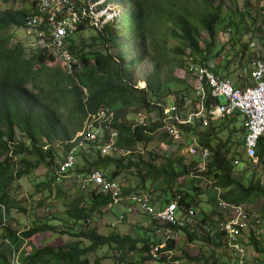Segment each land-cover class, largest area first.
Instances as JSON below:
<instances>
[{
    "label": "trees",
    "instance_id": "trees-1",
    "mask_svg": "<svg viewBox=\"0 0 264 264\" xmlns=\"http://www.w3.org/2000/svg\"><path fill=\"white\" fill-rule=\"evenodd\" d=\"M19 1L29 7L14 9ZM73 1L80 8L86 6L89 11L88 0ZM225 1L109 0L110 4L121 7L118 24L97 26L92 16L85 17L78 24L76 32L65 42L77 68L68 75L64 65L39 46L41 32L47 33L43 31L45 27H27L31 15L37 13V0H0L6 7H0V264H102L105 257L91 262L90 256L106 247L118 253L112 257L116 264H171L165 258L154 260L149 254L151 246L156 244L155 238H152L155 229L153 223L142 238L121 235L117 231L109 235L100 234L98 222L112 213L113 209H106L112 203V197L92 187L86 190L77 188V196L62 203L69 220L62 231L49 218L36 222L32 227L18 228L13 223V215L15 212H29V206H23V203L27 205L28 199H22L20 184L40 168H45L46 174L40 181L33 182L35 194H41L38 208L49 213L60 200L68 198L63 187L67 181L59 177L61 165L75 145L72 141L83 130L89 115L107 108L115 114L111 127L119 132L116 147L130 154L124 157L116 154L105 156L97 145L91 144L88 151L81 150L77 154L76 165L67 175L86 177L93 171H99L108 181L121 184L124 199L142 190L151 195L154 206L162 207L179 197V205L192 209L197 216L195 209L201 201L197 182L201 179H190L191 188L183 183L190 175L191 166L183 164V160L178 164L172 158L158 165L159 156L151 152L149 158L142 157L139 146L143 145L146 150L153 136L163 128L162 116L167 106L174 105L179 112H183L186 98H191L192 110L196 103L193 89L185 79L173 77L172 72L168 73L171 78L162 77L161 70L169 61L156 40L157 35H161L165 43L169 36L178 41L181 46L175 47L174 52L186 58L187 65L192 59L196 65L225 76L223 73L228 72L230 64L236 62L249 72L244 59L250 53L253 41L260 39L256 31H264L261 27L256 30L251 28L252 23L248 20V17L252 20L250 0H231L234 9L227 17L220 11ZM223 23L225 27L221 32L230 38L220 51L214 52L216 28ZM116 26L120 38L119 52L114 56ZM23 29L32 32L35 38L31 47L26 46L24 41L14 40V31ZM125 34L127 43L124 41ZM204 35L208 36L210 42L202 48L201 42L206 38ZM248 35L251 37L244 42ZM239 44L241 48L236 50ZM126 45H130L128 49H125ZM228 48L230 50L226 53ZM223 52L225 64L211 66L214 58L221 57ZM248 60L251 61L250 55ZM146 61H157V65L144 78L145 87L139 88L133 82L134 67ZM171 82L183 85L184 89L172 90L169 87ZM219 103L209 91L206 100L209 117ZM139 113L155 114V121L149 120L144 127H134L127 122L129 117L135 118ZM235 119L210 120L208 127H202L197 122L192 127L181 126L180 129L192 137L191 141L195 138L199 147L211 152L208 172L200 176L211 180L216 188L221 189V198L227 203L243 205L253 197L264 199V183L255 179V175L247 177V170L242 176L235 174L237 166L234 161L243 153L236 151L230 156L231 146L244 145L245 138L235 143L233 135L239 131L246 134L244 123L239 130L230 128ZM224 130L228 132L227 140L221 137ZM18 134L23 141L18 139ZM108 134H105L106 139L109 138ZM258 157L262 162L263 141L258 149ZM121 177L123 179L119 180ZM29 197L33 199V194H29ZM217 199L216 192L211 193L208 202L215 210L211 213L202 211L198 226L208 229L206 237L201 236L197 229H191L188 222L184 227L175 228L176 231L187 236L192 244L201 241L217 248L223 247L224 233L219 231V223L224 221V217L217 210ZM261 218L264 220V204ZM91 221L95 222L93 227ZM254 225L260 227V224ZM257 229L251 231L248 242L258 255L255 262L264 258V245L257 241ZM212 232L215 233L214 237ZM46 233L68 236L69 240L64 244L48 242L40 247L34 246V237ZM217 239L218 242H215ZM167 249L179 252V245L169 244ZM135 253H140V258L127 261ZM183 254L192 262L231 264V260L220 261L217 256L220 254L216 251L210 257L190 255L185 250ZM177 259L181 260V257ZM242 260L246 264L245 256Z\"/></svg>",
    "mask_w": 264,
    "mask_h": 264
},
{
    "label": "built area",
    "instance_id": "built-area-1",
    "mask_svg": "<svg viewBox=\"0 0 264 264\" xmlns=\"http://www.w3.org/2000/svg\"><path fill=\"white\" fill-rule=\"evenodd\" d=\"M107 0H94L97 6ZM88 4V3H87ZM89 11L86 6L80 8L73 0H37L35 9L37 13L31 15L27 21L28 28L45 27L46 32H41L39 46L54 59L64 65L66 73L73 74L76 68V61L66 48L65 42L69 36H72L87 16H92L95 25L104 24L101 20L106 18L105 13L108 11L102 8L101 12L96 10ZM96 15L98 17L96 18ZM110 17L108 20H113ZM187 66L186 75L188 82L193 87V94L196 99L195 109L192 110L191 98H186V105L183 112H179L174 105L167 106L163 111L162 121L164 130L173 141L180 142L183 132L181 126L192 127L197 122L202 127H208L210 120H221L227 117H233L237 114L244 118L246 128L245 140L243 145L244 158L252 165H261L264 168V157L262 162L259 161L258 149L261 142L264 143V60H256L253 63V69L250 72L249 84L242 87L232 83L230 78L215 74L210 68L196 65L192 59ZM211 92L212 96L220 102L213 110L212 116L209 117V111L206 108L207 93ZM187 109V110H186ZM114 113L107 108L89 115L84 123V128L77 133L73 139L75 145L67 153L65 162L61 165L59 177L66 179L71 185L86 190L89 187L99 190L103 194L112 197V203L108 205L107 210L122 208L116 216V223L123 224L129 216L143 213L150 222L157 227L154 229L156 244L150 248V255L154 260L167 259L171 264H183L178 260L179 253L175 249H167L169 244L178 246L180 241V232L175 228L184 227L185 223L196 216L192 209L179 205L180 198L165 204L162 207H156L152 204L151 195L147 192L133 194L127 199L122 196V187L119 182L108 181L103 173L93 171L88 176L67 175L76 165V156L81 150L88 151L89 145H97L103 155L116 154L124 157L129 155L127 150H121L116 147L119 132L112 129L111 125L114 120ZM148 115L139 113L131 124L134 127L147 126ZM109 133L106 139L105 134ZM188 152L194 159L190 164L189 178L201 179L206 181L210 192H216L217 210L223 214L224 221L219 223V231L224 233L225 242L233 248L239 258V263L243 264L245 250L240 243L244 237V232L248 227H254L260 222L250 223V213L243 205H233L227 203L221 198L222 190L216 188L211 180H207L204 175L208 172V163L211 160V152L208 149L199 147V143L194 138ZM235 166L241 165L238 158L234 161ZM89 224V223H88ZM85 226V225H84ZM244 247V246H243ZM167 249V250H166ZM147 255V254H144Z\"/></svg>",
    "mask_w": 264,
    "mask_h": 264
},
{
    "label": "rangeland",
    "instance_id": "rangeland-1",
    "mask_svg": "<svg viewBox=\"0 0 264 264\" xmlns=\"http://www.w3.org/2000/svg\"><path fill=\"white\" fill-rule=\"evenodd\" d=\"M88 6L91 7V10H96L98 12L102 11L103 6H97L94 2V0H88L87 2ZM240 5H242V2H239ZM108 10L105 15L106 18L102 19L101 21L106 23H112V24H118L119 21V14L121 12V7L119 5H112L109 3V0L106 2ZM0 7L5 9L6 7L0 3ZM22 7H29L27 4H24L22 2H17L14 5V9H20ZM13 8V7H12ZM234 9V5L232 4L231 0H226L223 5H221V12L224 17H227L232 10ZM250 13L252 14V20L249 19V22H251V28L257 29L261 27L264 31V0H250ZM98 15H96V18ZM110 17H115L114 20H108ZM223 25H218L216 28V37L214 40L215 47L214 52L220 51L224 44L229 41L230 36L223 34L221 31L224 28ZM14 33L16 34L14 40L16 41H24L26 42V46L31 47L35 42V38L32 36V32L29 30H15ZM95 34V33H94ZM115 36L117 38L116 42V48L112 52L114 56L118 55L119 52V45H118V38H120L118 27L116 26L115 30ZM256 36L260 39H255L252 43L251 50L249 54H246V58L244 59V62H247L246 68L249 72H247L246 69L243 68L242 65L238 63H232L230 64L228 72L223 75L225 77L230 78L233 84H236V80H239L243 77H245L246 74H249L250 71L253 69V63L256 61L255 57H261L264 58V33H261L260 31H256ZM204 40L201 42V47L205 48L207 44H209L210 40L207 35H204ZM251 36H246V39L244 42L248 41V39ZM156 40L159 42L161 49L163 52L167 54L169 66L166 65L165 68H162L161 75L162 77L169 76L170 78L173 76L177 79H185L188 82V76L186 75V58H184L182 55H178L174 52L175 47L181 46L178 41L173 39L171 36H169L166 40V43L163 41V37L161 35L156 36ZM124 41L127 43L126 40V34L124 36ZM130 45H126L125 49H128ZM240 44L235 47V49H240ZM230 48L227 49L226 53L229 52ZM225 52L222 53L221 57L214 58V60L210 63L211 66H223L225 64V58H223V55ZM256 54L258 56H256ZM187 55V54H185ZM248 55H250V60L247 61ZM133 56L135 54L133 53ZM249 62V63H248ZM184 64V66H183ZM137 66L134 67V76H133V82L136 83V85L139 88L145 87L144 78L149 75V73L152 72V70L156 67L157 61H146L140 64H136ZM167 70H171L168 72ZM172 72V76L169 75ZM169 73V74H168ZM190 85V84H189ZM169 87L172 90H183L184 86L180 85L177 82H171L169 84ZM192 87V85H191ZM193 89V87H192ZM193 93V91H192ZM220 101L224 103V99L220 98ZM148 119L151 121H155V114H147ZM239 119L234 121L233 124L230 126L231 129L235 128L239 130L242 127V117H238ZM133 117H129L127 119V122L129 124L133 123ZM148 120V122H149ZM228 130V129H227ZM243 133L239 131L238 133L233 135V141L237 143L238 141L242 142L243 139ZM18 139L23 141V138L20 134H18ZM222 139L227 140L228 138V132L224 130V132L221 134ZM192 137L188 136V133L183 132L182 140L180 142H175L171 139L169 135L165 133L164 130H159L152 139V142L147 146L146 150L144 149L143 145L139 146V149L141 151V156L145 158L150 157V153L153 152L156 155L159 156V160H157V164H161L165 162L168 158H172L177 163H181V160H183V164L189 166L193 163L194 159L192 155L188 152L189 145L192 144ZM236 151L243 153V145L238 144H232L230 156L233 155ZM239 157V156H238ZM237 157V158H238ZM244 155L242 156V160L244 161ZM242 163V162H241ZM182 164V165H183ZM246 171V176L250 177L252 175H255V179H260L262 183H264V168L261 167V165H252L249 161H244L241 165L236 167V175L242 176L244 175V171ZM46 174L45 168H40L39 170L35 171L34 174L26 179H23L21 181V191H22V199H28L27 205L23 203V206H29V212L27 214L21 213V212H15L13 215V223L16 227H32L36 222L43 221L44 219H51L54 226H56L59 231H62L65 229L69 223L68 217L66 216V208L62 206V203L65 201L67 203L71 199L75 198L77 196V187L71 185L70 182L63 183L64 191L67 194L68 198L64 200H60L58 206H55L51 209V211L48 213H45L42 208H38V200L41 198V194L36 193L35 194V188L33 187V182H38ZM134 178V177H132ZM123 179L122 177L119 178V180ZM247 179V178H246ZM132 182L135 180H131ZM187 183H189L191 180L189 177H186L184 179ZM245 182H247L245 180ZM208 183L204 180H201L200 182H197L198 188L201 190V201L199 206L195 209L197 212V216H194L192 219H189L187 222L191 226V229H197L198 232L201 234V236L206 237L208 229L205 227V229L200 228L198 225L200 224V221L202 219V211H205L206 213H211L213 210H215V207L208 202V196L212 193L210 192ZM142 191V190H141ZM141 191L137 193H141ZM29 194H33V199L29 197ZM153 197L155 198L156 195L153 194ZM50 202V201H48ZM264 204V199L261 197H253L248 202L243 204V206L246 208V210L251 214L250 215V223L252 221L255 222H261L260 227H248L247 230L244 232V237L241 239L240 243L242 245V248L245 250V259L246 264H264V258H260L257 262H255V258L258 257L257 253L254 252V249L251 245L248 244L249 242V236L251 234V231H254L257 229V241L263 246L264 245V236L261 237V235H264V220L261 218V208ZM122 208H115L112 210V213L107 214L105 217H103L99 222V233L103 235H109L113 231H117L121 235H132L133 237H139L142 238L144 234H147V228L151 227V222L149 218L144 215L143 213H139L138 215L129 216L127 218V221L123 224H117L116 223V216L114 214H118L121 211ZM91 226L93 227L95 225L94 221H91ZM254 223V222H252ZM154 225V224H153ZM154 228L156 226L154 225ZM254 228V229H253ZM155 230L152 233V238H155L154 236ZM214 232L211 233V235L214 237ZM69 240L68 236H61V235H51L50 233H46L43 235H38L34 237L33 245L40 247L41 245H44L45 243L52 242L53 244H64L67 243ZM223 242H225L223 237ZM218 242V239L215 241ZM224 246L217 248L213 244H205L201 241L196 243H191L187 236H185L183 233H180V241H179V255L181 257V261L183 264H202L200 261L192 262L191 260L187 259L185 257L184 250L187 251L190 255L194 254H201L206 257H210L214 251L216 253L220 254L217 255L220 259V261L228 262L231 260V264H240L239 259L240 256H238V253L231 248L226 242L223 243ZM244 246V247H243ZM113 255H118L114 251L113 248H103L97 251L95 254L90 256L91 262L96 260V258H103L102 264H116V262L112 259ZM141 256L140 253H135L130 255L128 257L127 261H134L139 259ZM184 256V257H183ZM149 264H165L163 262H150Z\"/></svg>",
    "mask_w": 264,
    "mask_h": 264
},
{
    "label": "crops",
    "instance_id": "crops-1",
    "mask_svg": "<svg viewBox=\"0 0 264 264\" xmlns=\"http://www.w3.org/2000/svg\"><path fill=\"white\" fill-rule=\"evenodd\" d=\"M249 81H250V73L249 74H246L245 75V77H243V75H242V78L241 79H239V80H236V86H242V87H244V86H246V85H248L249 84ZM221 102V101H220ZM233 117H235L236 119H235V121L236 120H238L239 118L238 117H242L241 115H239V114H237V115H235V116H233ZM243 123H244V118L242 117V126H243ZM245 138V135L243 136V139ZM193 142V141H192ZM243 156V155H242ZM240 160H242V157H238ZM238 158H236V159H238ZM244 161H247L246 159H244ZM244 161H241L242 163L244 162ZM241 163V164H242ZM184 183V185H189V188H191L192 187V181H190L189 183H187L186 181H184L183 182Z\"/></svg>",
    "mask_w": 264,
    "mask_h": 264
},
{
    "label": "clouds",
    "instance_id": "clouds-1",
    "mask_svg": "<svg viewBox=\"0 0 264 264\" xmlns=\"http://www.w3.org/2000/svg\"><path fill=\"white\" fill-rule=\"evenodd\" d=\"M96 1H97V0H96ZM107 1H108V0H107ZM107 1H105V2L102 3V6H103L104 9L107 7V4H106ZM113 20H114V19H113ZM260 224H261V221H260Z\"/></svg>",
    "mask_w": 264,
    "mask_h": 264
}]
</instances>
